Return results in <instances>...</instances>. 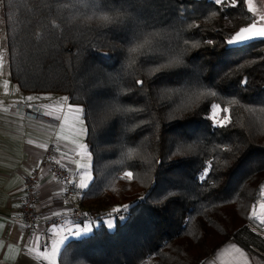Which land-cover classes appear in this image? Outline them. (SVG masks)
I'll return each instance as SVG.
<instances>
[{
	"label": "trees",
	"instance_id": "obj_1",
	"mask_svg": "<svg viewBox=\"0 0 264 264\" xmlns=\"http://www.w3.org/2000/svg\"><path fill=\"white\" fill-rule=\"evenodd\" d=\"M11 79L83 107L98 207L60 264H203L264 255V38L247 0H2ZM135 48L136 51H132ZM215 104L229 115L211 118ZM223 125V126H221ZM131 172L129 177L126 173ZM117 212L110 230L103 218ZM124 212L126 217L119 221Z\"/></svg>",
	"mask_w": 264,
	"mask_h": 264
},
{
	"label": "crops",
	"instance_id": "obj_2",
	"mask_svg": "<svg viewBox=\"0 0 264 264\" xmlns=\"http://www.w3.org/2000/svg\"><path fill=\"white\" fill-rule=\"evenodd\" d=\"M6 53L8 57V49ZM1 81H5L4 85ZM34 106L42 108L48 116L59 117V124L52 125L33 119L22 112L23 107ZM77 107L81 112H75ZM87 134L88 126L82 106L71 104L68 96L64 94L21 91L10 77L8 62L2 63L0 264H52L53 259L54 264H60L59 254L65 243L71 238L79 239L78 236L85 234L84 229L79 230V226L75 227L77 221H71L47 230L40 229L34 237L28 236L23 228L22 190L26 176L37 170L40 178L38 184L40 213L58 215L69 211L70 207L64 198L66 189L64 183L52 176L50 168L43 165L42 158L53 144L58 162L72 169L78 185L87 173V187L81 188L84 191L93 179L92 154L86 142ZM81 195L82 193L74 195L78 203ZM110 214L116 218L117 212L111 211ZM77 231L80 235H76ZM59 241L63 243L59 245V251L53 258V247ZM207 259L204 264H264V255L248 251V248L236 240L226 242L217 250L212 260Z\"/></svg>",
	"mask_w": 264,
	"mask_h": 264
},
{
	"label": "built area",
	"instance_id": "obj_3",
	"mask_svg": "<svg viewBox=\"0 0 264 264\" xmlns=\"http://www.w3.org/2000/svg\"><path fill=\"white\" fill-rule=\"evenodd\" d=\"M22 112L33 119H37L52 125H58L59 120L48 116L40 107L22 108ZM43 165L50 168L51 174L65 185L64 198L69 205V211L58 215H42L39 211L38 184L39 174L27 175L23 186L22 220L25 233L34 237L41 230L64 225L71 221H93L97 224L101 212L98 208L83 206L74 199L76 193H83V190L74 180L72 169L60 164L54 145H50L42 158Z\"/></svg>",
	"mask_w": 264,
	"mask_h": 264
},
{
	"label": "rangeland",
	"instance_id": "obj_4",
	"mask_svg": "<svg viewBox=\"0 0 264 264\" xmlns=\"http://www.w3.org/2000/svg\"><path fill=\"white\" fill-rule=\"evenodd\" d=\"M247 1H248L249 9H251V11L254 13V16H255V20L253 23H256L259 25H264V0H247ZM0 7H1V11H0V57H2V63H4V62L7 63L8 62V57H7V53H6V51H7V39H6V31H5V25H4V19H3L2 0H0ZM4 82L5 81H1V83H3V85H4ZM7 90H9V89H7ZM214 106H216V107H214ZM214 106H213L212 111H211V118L213 119V121L216 124L227 123L230 119L229 115L224 114L220 105L215 104ZM89 207H93V206H89ZM94 208H98V207H94ZM255 215L259 219V221L264 220V188L262 191V199L258 202V204L255 208ZM119 217H120L119 221L121 222L125 219L126 215H125V213L122 212L119 215ZM103 220L106 223V226L108 227V229L113 230L116 228L117 220H116L114 215L108 213L103 218ZM109 221H111V223H112L111 228L108 226ZM70 224H74V223H70ZM75 224H77L75 227L79 226L78 227L79 230H82L85 228L90 229V231L84 232L85 234L78 236V238H81L85 235L91 234L97 225L96 223H93L90 221H82V222L79 221V222H75ZM255 230H257L258 232H260L264 236V228L263 229L255 228ZM71 239H74V238H71ZM248 251H250V250L248 249ZM214 254L211 255L208 259L211 258V260H212Z\"/></svg>",
	"mask_w": 264,
	"mask_h": 264
},
{
	"label": "snow or ice",
	"instance_id": "obj_5",
	"mask_svg": "<svg viewBox=\"0 0 264 264\" xmlns=\"http://www.w3.org/2000/svg\"><path fill=\"white\" fill-rule=\"evenodd\" d=\"M217 3H220L221 0H216ZM251 11V9H249ZM257 38H264V27H257V24L256 23H253L251 24L250 26L248 27H242L240 28V30L236 33L235 36L231 37L229 40H228V43L231 45V44H236V43H244V42H250L251 40L253 39H257ZM132 51H136L135 48L132 49ZM0 66H2V57H0ZM31 99V98H29ZM216 107V106H214ZM75 112L79 113L81 112V109L79 107H77L75 109ZM56 119H59V117H56ZM223 126V125H221ZM127 176L131 177L132 176V173L131 172H128L126 173ZM87 173H85V176L84 178L81 179L80 183H79V187L80 188H85L87 187ZM261 223H264V220H261ZM108 226L111 228L112 227V223L111 221H109V224ZM85 232H88L90 231V229L88 228H85L84 229ZM76 235H80V232L77 231L76 232ZM63 241H59L54 247H53V250H52V257L54 258L56 256V254L58 253L59 251V245L62 244ZM52 264H54V259H53V262Z\"/></svg>",
	"mask_w": 264,
	"mask_h": 264
},
{
	"label": "water",
	"instance_id": "obj_6",
	"mask_svg": "<svg viewBox=\"0 0 264 264\" xmlns=\"http://www.w3.org/2000/svg\"><path fill=\"white\" fill-rule=\"evenodd\" d=\"M253 24V23H252ZM251 25V24H250ZM250 25H248V26H250ZM248 26H245V27H248ZM237 33V32H236ZM236 33L233 35V36H235L236 35ZM232 36V37H233ZM257 39H263V38H257ZM229 40V39H228ZM253 40H256V39H253ZM253 40H251V41H253ZM244 43H247V42H244ZM244 43H237V44H229L228 43V46H237V45H242V44H244Z\"/></svg>",
	"mask_w": 264,
	"mask_h": 264
},
{
	"label": "bare ground",
	"instance_id": "obj_7",
	"mask_svg": "<svg viewBox=\"0 0 264 264\" xmlns=\"http://www.w3.org/2000/svg\"><path fill=\"white\" fill-rule=\"evenodd\" d=\"M257 27H264V25H259V24H257Z\"/></svg>",
	"mask_w": 264,
	"mask_h": 264
}]
</instances>
